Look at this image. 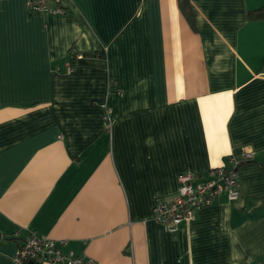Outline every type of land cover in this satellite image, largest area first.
<instances>
[{
    "label": "crops",
    "instance_id": "1",
    "mask_svg": "<svg viewBox=\"0 0 264 264\" xmlns=\"http://www.w3.org/2000/svg\"><path fill=\"white\" fill-rule=\"evenodd\" d=\"M0 0V264L32 233L97 264H264V0ZM221 194L169 232L178 178L231 157Z\"/></svg>",
    "mask_w": 264,
    "mask_h": 264
},
{
    "label": "built area",
    "instance_id": "2",
    "mask_svg": "<svg viewBox=\"0 0 264 264\" xmlns=\"http://www.w3.org/2000/svg\"><path fill=\"white\" fill-rule=\"evenodd\" d=\"M32 12L63 13L64 8L51 0H29ZM241 159L253 158L251 152H241L231 157V166L215 167L209 177L198 180L192 173L179 176V186L172 200L160 199L154 206V219L169 232H176L181 223L192 220L201 208L212 203L221 194L230 200L240 196L238 165ZM66 240H56L46 235L32 233L18 247L19 264H97L95 259L65 251Z\"/></svg>",
    "mask_w": 264,
    "mask_h": 264
},
{
    "label": "trees",
    "instance_id": "3",
    "mask_svg": "<svg viewBox=\"0 0 264 264\" xmlns=\"http://www.w3.org/2000/svg\"><path fill=\"white\" fill-rule=\"evenodd\" d=\"M178 4H179L180 11L185 16L186 20L191 25H194V10H193V6H192V0H178ZM64 11L66 12L65 8H64ZM247 15H248V18L250 20L264 19V5H262L258 8H254V9L249 10ZM237 155H239V154H237ZM252 160H253V158L246 159V160L240 158L238 168L241 165H243L247 162H250Z\"/></svg>",
    "mask_w": 264,
    "mask_h": 264
},
{
    "label": "water",
    "instance_id": "4",
    "mask_svg": "<svg viewBox=\"0 0 264 264\" xmlns=\"http://www.w3.org/2000/svg\"><path fill=\"white\" fill-rule=\"evenodd\" d=\"M29 264H32V262L30 261Z\"/></svg>",
    "mask_w": 264,
    "mask_h": 264
}]
</instances>
